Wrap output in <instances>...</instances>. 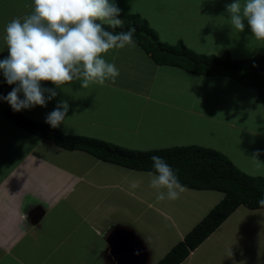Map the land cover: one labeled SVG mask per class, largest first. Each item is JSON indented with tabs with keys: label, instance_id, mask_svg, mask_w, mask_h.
<instances>
[{
	"label": "crops",
	"instance_id": "obj_1",
	"mask_svg": "<svg viewBox=\"0 0 264 264\" xmlns=\"http://www.w3.org/2000/svg\"><path fill=\"white\" fill-rule=\"evenodd\" d=\"M137 1L140 8H135ZM114 2L122 10L119 19L125 21L133 10L148 22L160 41L169 44H177V38V42L182 40L174 37L176 23L186 18L196 22L208 19V24L216 20V14L204 7L183 13L187 9L183 6L186 2H192L193 7L195 3L204 6L203 0ZM233 2L235 0H212L213 10L222 7L220 13L224 11V15L226 6ZM240 2L243 4L244 0ZM33 8V0H0V60L9 55L3 39L6 24L13 18L22 19ZM169 16L174 22L170 23ZM217 23L216 20L213 24ZM160 25H165L162 30ZM226 32L225 39H230L228 32L232 36L233 32L238 33L231 43L242 55L251 42L252 33L239 32L232 27ZM200 36L204 43L213 39L203 47H207L208 54H215L214 46L217 45L214 42L222 35L208 36L205 30ZM136 44L135 48L126 46L104 54L103 58L119 70L115 83L106 81L103 86L90 84L88 88H81L75 81V85L72 82L56 88L50 81H41L42 88L55 89L57 95L51 102L46 100L45 106L21 110L34 119L45 121V111L52 112L58 102L66 100L69 111L58 127L64 134L96 138L139 150L134 143L144 144L143 140L156 136L151 134V129L161 125L155 118L159 104L175 102V105L194 106L201 103L198 78L206 75L187 72L177 66L159 65ZM258 52L256 48L250 54L254 56L260 54ZM160 73L169 74L167 91L151 88ZM184 80L188 83L183 88L179 81L183 84ZM5 81L0 70V86ZM19 96L24 98L23 93ZM8 109H12L11 105L2 99L0 264H120L112 257L109 240L126 244L131 239L128 232L134 239L139 238L148 251L146 264H157L224 197L221 191L205 189L196 206H186L183 193L177 200L157 201L156 190L149 186L150 178L146 175L149 171L106 162L87 151L70 150L49 138L18 128L6 117ZM183 131V124L178 123L180 141ZM159 135L163 136L164 132ZM134 183L138 186L133 187ZM254 212H262V215H252ZM251 218L261 219L255 224V234H251L247 226ZM262 238L264 208L240 206L180 264H264Z\"/></svg>",
	"mask_w": 264,
	"mask_h": 264
},
{
	"label": "clouds",
	"instance_id": "obj_2",
	"mask_svg": "<svg viewBox=\"0 0 264 264\" xmlns=\"http://www.w3.org/2000/svg\"><path fill=\"white\" fill-rule=\"evenodd\" d=\"M33 5L30 14L6 24L3 36L9 55L0 60V70L9 85H17L3 99L14 111L45 106V92L49 94L47 100L57 95L55 89L42 88L41 81H50L57 88L75 81L81 88L103 86L106 81L115 83L119 70L103 58L104 54L137 44L134 27L118 33L104 27L124 26L125 21L118 18L122 10L114 0H33ZM226 11L233 29L243 32L246 20L255 39L264 40V0H244L243 4L235 0ZM133 14L131 10L129 15ZM68 111V102L62 100L47 114L45 122L57 128ZM259 155L255 152L252 159L260 163ZM151 160L153 171L146 175L149 186L156 190L157 201L179 199L185 188L172 167L162 157L152 156ZM257 202L264 207V195Z\"/></svg>",
	"mask_w": 264,
	"mask_h": 264
},
{
	"label": "trees",
	"instance_id": "obj_3",
	"mask_svg": "<svg viewBox=\"0 0 264 264\" xmlns=\"http://www.w3.org/2000/svg\"><path fill=\"white\" fill-rule=\"evenodd\" d=\"M106 30L115 33L135 28L133 39L159 65L177 66L200 75H225L240 84L257 89V100L264 103V54L233 58L224 54L199 53L182 40L177 44L160 41L156 32L139 14L128 15L123 28ZM16 84L6 81L0 86V101ZM9 121L24 130L55 141L59 146L87 151L97 158L136 170L153 171L152 156L162 157L174 170L181 185L196 189H212L224 193L218 202L157 264H180L204 242L236 209L264 208L258 200L264 195V176L250 175L237 167L225 154L200 145L173 146L159 150H134L86 136H69L22 110L8 109Z\"/></svg>",
	"mask_w": 264,
	"mask_h": 264
},
{
	"label": "rangeland",
	"instance_id": "obj_4",
	"mask_svg": "<svg viewBox=\"0 0 264 264\" xmlns=\"http://www.w3.org/2000/svg\"><path fill=\"white\" fill-rule=\"evenodd\" d=\"M141 1L144 3V0ZM203 1L204 6L195 3L194 7L192 2H186V5L183 6H186L187 9L184 8L186 10L183 13L187 14L189 11H193V8L201 9L204 7L216 14L215 18L218 23L213 24L216 20H213L212 24H208V19H200V22H196L194 19L188 20L186 18V21L173 25L175 27L174 34L176 35L174 37H180L183 42L188 46H192V49L199 53H207V47L204 48L203 45L212 43L213 39L208 43H204L200 39L203 37L200 35L206 30L208 36L213 33L222 35L219 40L214 42L217 45L214 46L215 54L217 55L230 51L233 58H248L253 56L250 53L256 48H259L258 53L264 54V50L262 51V48L264 49L262 40L255 39L253 34H250L252 37V39L250 38L251 42L249 46L244 48L242 55L238 50H235L233 48L234 44L231 42L235 41L238 33L233 32L234 36H232L228 32L230 39H225L226 31L231 28L228 20L229 14L227 11L224 15V11L220 13L222 7L217 11L213 10L215 6H212V0ZM138 3V1L135 3V8L139 7ZM141 8L144 11V7ZM161 19L162 22H165L164 16ZM169 21L170 23L174 22L172 17L169 18ZM243 22L245 24L244 30L251 32L247 21L244 20ZM224 24L225 26H223ZM164 26L160 25L161 30ZM165 33L167 34V29ZM177 41L178 38L175 43H178ZM168 76L169 74L167 73H160L158 80L151 84V88H161L167 91L170 88ZM198 79H200L201 103H196L194 106L192 104L175 105V102H167L165 105L159 104L160 107L156 112L155 118L160 121L161 125L151 129V134L156 136L143 140L145 145L134 143V147L146 151L185 145L210 147L227 155L237 167L247 174L264 176V103L257 100V89L251 86H243L236 79L232 77L231 79L230 77L226 78L225 75H206L200 76ZM179 82L183 88L188 83L187 80H184L183 84L182 81ZM75 83L73 82L72 84L75 85ZM79 83L77 84L80 85ZM46 94L47 92L45 93L47 100ZM45 114H48V110L45 111ZM178 123H182L184 128L183 134L181 133L183 135L182 141L177 137ZM161 127L162 129H160ZM162 132H164V135H159ZM257 151L260 152L257 157L260 163L252 159L253 154ZM184 188L183 195L184 202L187 203L186 206L199 204L203 190L185 186ZM252 215H262V212H257L256 214L254 212ZM51 221L53 220L51 219ZM260 222L261 219L256 221L251 218L249 223H247L251 234L256 233L255 224L257 225ZM259 239L261 240V238ZM219 247L221 248L223 245L221 244Z\"/></svg>",
	"mask_w": 264,
	"mask_h": 264
},
{
	"label": "water",
	"instance_id": "obj_5",
	"mask_svg": "<svg viewBox=\"0 0 264 264\" xmlns=\"http://www.w3.org/2000/svg\"><path fill=\"white\" fill-rule=\"evenodd\" d=\"M131 239L127 243H119L118 240H109L112 251V257L118 260L120 264H146L148 261V251L142 246L139 238H135L127 233Z\"/></svg>",
	"mask_w": 264,
	"mask_h": 264
}]
</instances>
